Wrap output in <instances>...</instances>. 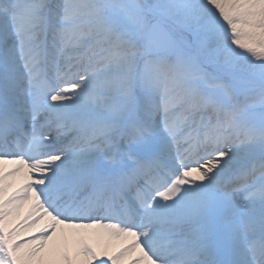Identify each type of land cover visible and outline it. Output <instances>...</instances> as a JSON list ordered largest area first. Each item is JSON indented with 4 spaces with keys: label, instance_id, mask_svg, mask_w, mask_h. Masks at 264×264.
<instances>
[{
    "label": "snow or ice",
    "instance_id": "6c2138e0",
    "mask_svg": "<svg viewBox=\"0 0 264 264\" xmlns=\"http://www.w3.org/2000/svg\"><path fill=\"white\" fill-rule=\"evenodd\" d=\"M29 198L112 264H264V0H0V264Z\"/></svg>",
    "mask_w": 264,
    "mask_h": 264
},
{
    "label": "bare ground",
    "instance_id": "6f19581e",
    "mask_svg": "<svg viewBox=\"0 0 264 264\" xmlns=\"http://www.w3.org/2000/svg\"><path fill=\"white\" fill-rule=\"evenodd\" d=\"M21 173V174H19ZM19 175L10 178V185L5 190V196L10 195L16 191V186L23 184L25 180V169L19 171ZM30 197V193H29ZM34 201L29 198L13 213L8 227L25 221L28 222L21 227L14 240L17 242L26 241L33 247H38L37 242L43 240V245L39 247L36 255L33 257L34 264H89V261L83 255L78 254L81 239L88 238V246L96 254L97 259L92 260L90 264H99V260L103 259L106 264H112L108 260L109 256H115L129 243L130 238L122 236H110L104 229L90 228V229H73L67 228L63 225H56L55 229L48 233V237L43 235V232L48 230L50 218L42 216L41 212L37 210L31 217L28 216L30 208ZM39 217V218H37ZM34 221V222H33ZM45 226V227H44ZM44 228V230H42ZM35 237V239H33ZM67 254L68 260H64V255ZM135 258V254H125L116 261V264H126Z\"/></svg>",
    "mask_w": 264,
    "mask_h": 264
},
{
    "label": "rangeland",
    "instance_id": "374dc122",
    "mask_svg": "<svg viewBox=\"0 0 264 264\" xmlns=\"http://www.w3.org/2000/svg\"><path fill=\"white\" fill-rule=\"evenodd\" d=\"M86 240H89L88 238H86ZM24 241V240H23ZM26 242H27V240H26Z\"/></svg>",
    "mask_w": 264,
    "mask_h": 264
}]
</instances>
